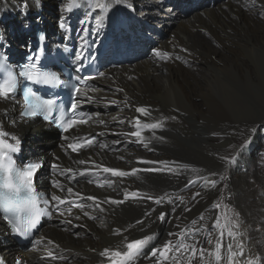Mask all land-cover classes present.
Returning <instances> with one entry per match:
<instances>
[{"label":"bare ground","instance_id":"1","mask_svg":"<svg viewBox=\"0 0 264 264\" xmlns=\"http://www.w3.org/2000/svg\"><path fill=\"white\" fill-rule=\"evenodd\" d=\"M95 2L0 0V48L9 55L28 45L35 26L46 28L49 39L69 28L81 35L119 39L144 34L161 51L159 59H146L137 49L129 63L106 69L97 79L94 116L69 132L98 133L97 142L78 154L62 137H48L47 124L21 118L19 105L0 99V132L10 140L15 136L20 143L27 141L25 157L50 158L59 165V172L48 173L47 179L43 173L38 183L50 196L83 205H62L37 233L41 241L36 249L13 251L5 246L4 256L34 264H113L101 255L105 248L126 251L127 242L148 235L151 239L130 264H264V152L259 153L263 159L244 167L248 187L226 184L236 197L229 194L217 205L218 212L209 209V197L186 213L181 200L182 191L202 174L236 165L218 153L222 149L215 140H224L222 133L234 138L243 123L264 120V0H101L109 5L104 10L94 7ZM121 18L127 25L120 24ZM145 42L139 39L137 44ZM137 107L147 114L138 113ZM156 122L162 127H143ZM137 130L141 136H132ZM104 168L129 175L113 176ZM81 170L89 174L81 176ZM72 175L75 179H69ZM53 181H59L60 188ZM133 192L138 197L133 198ZM173 195L172 204L163 207ZM164 209H171L170 215ZM159 211L165 213L163 219ZM217 216L228 221L223 251L208 239ZM191 220L198 225L185 230ZM169 232L174 248L185 247L167 260L152 261L159 257L153 250ZM0 237L6 245L9 237L1 219ZM49 252L57 259H46Z\"/></svg>","mask_w":264,"mask_h":264},{"label":"snow or ice","instance_id":"2","mask_svg":"<svg viewBox=\"0 0 264 264\" xmlns=\"http://www.w3.org/2000/svg\"><path fill=\"white\" fill-rule=\"evenodd\" d=\"M94 7L100 8L104 10L109 7L107 3L101 2V0H96L93 5ZM68 11H72V5L68 6ZM101 23L100 19H97V24ZM44 37L41 36V39ZM159 55V52H157ZM166 55V54H165ZM35 60H39L40 57L37 55L34 57ZM32 70L25 71L20 73L19 75L24 76L27 80L32 81L34 83H42L46 85H55L59 83V78L54 73L47 72H39L37 70V66L35 64H31L29 66ZM0 73H3V78H0V99H8L13 96L18 87V79L17 76L13 73V71L7 65V58H0ZM75 91L79 93V89L76 88ZM120 91H123L120 89ZM25 107L21 111L20 116L24 119H32L36 117H42L45 122L55 123L58 127H60L63 131L67 132L70 129L77 127L78 125L85 124L88 122L87 119L79 118L75 113L78 109V103L74 100L70 107L65 109H56V102L51 98H43L37 95L36 92L29 91L25 95ZM136 111L138 113L147 114V109L143 107H137ZM54 112L56 113L54 115ZM71 113L70 117L69 114ZM84 113H80V117H83ZM90 119V117H89ZM103 123V121H101ZM137 125L139 126V121H137ZM146 129H156L162 127L160 122L145 124L143 126ZM5 133L0 132V180L3 179L5 172L3 168V164L7 163L9 171L15 178V182L18 184V191L14 193H9L4 190H0V211H4L10 215H6L5 219L12 226V230L18 233L21 236H29L33 229L37 227L40 223L42 217H50L52 215V211L50 208H54L56 212H60V207L65 204H71L73 207L82 208V204H77L75 201H69L67 199H62L58 195H52L51 199L45 198L44 194H38L34 181L36 177V173L43 166V161L39 162H29L23 166H18L16 161L13 159L10 153H15L19 150L18 146L20 144V140L12 136V140L14 143H10L8 139H5ZM132 136L139 137L141 136V132L139 130L132 132ZM67 139V137H65ZM94 139H85L83 141L77 140L73 143L68 144V148H70L73 152H78L82 148L89 147L94 143ZM81 164L84 161H80ZM58 165L56 163L51 164V169L56 170ZM71 169H66L65 172L70 173ZM103 171L105 173H110L113 176L124 177L129 175L128 172L112 169V168H104ZM137 170L133 169L132 173L134 174ZM65 173H61L64 175ZM89 174L87 170H81L80 175L84 176ZM69 179H75V176H69ZM53 186L56 188H60L59 181H53ZM69 193L72 192V189L69 188L67 190ZM138 193L133 192L131 196L133 198L138 197ZM127 198V197H126ZM149 199H153L152 197H148ZM87 199L95 201L96 197H88ZM24 203H14L13 201H24ZM114 203L116 201H113ZM157 203L161 201L159 199L156 200ZM43 204V207H41ZM99 206V205H97ZM71 208L68 209L71 212ZM62 215V213H60ZM87 215V213H85ZM165 213L160 214V218L163 219ZM195 223V222H193ZM183 235V234H182ZM151 239L150 236L144 235L139 239H132L130 242H127L124 247H126V251L120 250H111L109 248H105L101 253L102 256H109L112 260L113 264H130L133 258L139 253L142 247ZM48 243H54L53 241H48ZM185 246L177 245L175 248L171 245V242L165 243L162 248L154 249L153 256L159 254L163 260L169 259L170 255L173 252L181 251ZM189 251H193V249H189ZM51 259H57V257L49 252L48 256L45 257ZM219 253L217 252L216 259L219 260ZM62 259V258H61ZM0 264H3L0 261ZM17 264H21V262H17Z\"/></svg>","mask_w":264,"mask_h":264},{"label":"rangeland","instance_id":"3","mask_svg":"<svg viewBox=\"0 0 264 264\" xmlns=\"http://www.w3.org/2000/svg\"><path fill=\"white\" fill-rule=\"evenodd\" d=\"M133 19L134 18L132 17V19L129 20L128 25L132 24ZM143 21H142V24H143ZM0 25H1V22H0ZM125 25H127V23H125ZM1 26L4 28V25H1ZM147 26H150V25H147ZM95 81L98 82L97 80ZM46 129H47V126H46ZM217 136L219 137V135ZM218 137H214V139ZM221 137L225 138L226 140L229 139L230 141L226 144L225 139L221 140V138H219L218 140H215V144H220V149H222V150H219L218 153L224 159L226 160L228 159L229 162L236 160L235 161L236 165L234 167L227 166L224 169H221L218 171L206 172L202 174L200 177H198L197 179L193 180L192 183L188 187H186V189L182 191V193H184V196L181 197V200L182 199L185 200V204H186V208L184 211L185 213L195 208V206L199 205L198 203L203 201L206 197H209V200L206 201L207 202L206 204L209 205L210 203L209 209L214 211V213L216 211L218 212L219 208L217 205L222 203L229 194L234 199L236 197L235 193L230 192V190H226V184L235 186L236 188H239L241 184L245 187H248L249 182L246 179V175L248 173H244V167L245 166L248 167L252 165L254 162H256L255 160L257 159L259 160L263 159V157L259 156V153L264 152V120L259 121V122H248L247 124L243 123L242 125L238 127L236 131V136L234 138H231V135L227 133H222ZM23 143L25 144L24 147L26 148L28 145L27 141L21 142V145ZM50 144L51 143H49L48 145ZM218 149L219 148L217 149L214 148L215 152ZM238 182L239 183L241 182V183L239 184ZM212 196L215 199L212 198L213 200L211 202L210 197ZM173 198H174V195L169 197L165 201L163 207L168 208L172 204ZM202 206H205V205L202 204ZM163 211L168 212L169 215L171 213V209L170 210L164 209ZM154 213H156L155 215H157L156 211ZM158 214L160 216L161 212L159 211ZM180 215H178L177 217H179ZM193 222L195 221L191 220L188 223L186 222L184 226L185 230L198 225L197 222L195 223ZM219 222L221 225L218 224ZM226 224H228V221L225 220L224 217L218 218L217 216L216 224L212 226L209 230L210 237L208 239H210L211 243H214L216 245L217 249L218 248L221 249V251H223L224 249V246L226 243V235L228 233ZM163 230H164L163 235H166L165 233L168 231V229L164 227ZM172 236H173V232L172 233L169 232L167 237L163 239L158 249L162 248L163 245L165 243H168L169 241L172 243V238H173ZM247 246H245V251L249 250ZM157 259H162V258L159 255L158 258L153 259L152 261H157ZM160 263L169 264V262H166V261H161Z\"/></svg>","mask_w":264,"mask_h":264},{"label":"clouds","instance_id":"4","mask_svg":"<svg viewBox=\"0 0 264 264\" xmlns=\"http://www.w3.org/2000/svg\"><path fill=\"white\" fill-rule=\"evenodd\" d=\"M5 175L2 180H0V190L7 191L9 193H14L18 191V184L15 182L14 176L9 171L7 163L3 164ZM14 203L20 204L27 202L24 201H13Z\"/></svg>","mask_w":264,"mask_h":264},{"label":"water","instance_id":"5","mask_svg":"<svg viewBox=\"0 0 264 264\" xmlns=\"http://www.w3.org/2000/svg\"><path fill=\"white\" fill-rule=\"evenodd\" d=\"M49 135L52 136V137H57V136H58L57 132L54 131V130H51V131L49 132Z\"/></svg>","mask_w":264,"mask_h":264}]
</instances>
